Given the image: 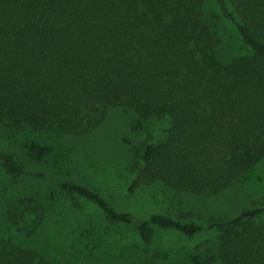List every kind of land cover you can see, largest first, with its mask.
<instances>
[{
	"label": "trees",
	"instance_id": "16d2710c",
	"mask_svg": "<svg viewBox=\"0 0 264 264\" xmlns=\"http://www.w3.org/2000/svg\"><path fill=\"white\" fill-rule=\"evenodd\" d=\"M208 1L245 52L219 56ZM113 109L130 112L137 128L165 121L160 139L134 151L129 191L159 185L216 197L251 181L264 161V0H0V128L43 152L54 134L88 135ZM0 164L15 184L25 172L8 154ZM56 185L132 227L144 245L158 231H216L212 247L188 250L184 261L160 248L147 264H264V196L204 226L183 215L136 217L74 179ZM18 190L1 216L0 264H56L32 245L51 201ZM92 234L80 229L62 264H85L84 251L101 240Z\"/></svg>",
	"mask_w": 264,
	"mask_h": 264
},
{
	"label": "rangeland",
	"instance_id": "374dc122",
	"mask_svg": "<svg viewBox=\"0 0 264 264\" xmlns=\"http://www.w3.org/2000/svg\"><path fill=\"white\" fill-rule=\"evenodd\" d=\"M206 10L207 20L221 39L219 56L228 58L245 52L246 46L233 26L221 17H212L218 14L214 3L208 1ZM136 122L130 112L113 109L107 119L88 135L54 134L52 144L43 152L26 146L31 144L27 135L0 128V153L11 155L25 165V172L15 184L13 177L0 164V221L13 188L23 193L34 191L46 195L51 202L32 245L48 248L50 253L44 248L43 253L56 264L63 263V257L69 253L66 245L80 229L97 235V242L101 239L98 247L91 252L84 251L85 264H147L153 255L162 254L160 248L177 253L176 259L184 261L188 250L200 251L212 247L216 231H203L191 238L158 231L152 242L144 245L132 227L111 224L90 204L63 195L56 185L57 181L74 179L84 183L116 208L130 211L139 218L153 213L173 218H182L183 215L204 226L210 216L231 217L243 207L252 206V202H261L264 196V161L254 171L251 181L216 197L177 193L159 185L129 191L134 151L145 140L160 139L165 121H143L140 128L136 127ZM36 172L44 175L36 176Z\"/></svg>",
	"mask_w": 264,
	"mask_h": 264
}]
</instances>
